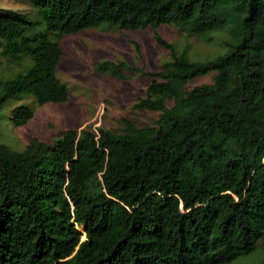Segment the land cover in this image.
<instances>
[{"label": "trees", "instance_id": "1", "mask_svg": "<svg viewBox=\"0 0 264 264\" xmlns=\"http://www.w3.org/2000/svg\"><path fill=\"white\" fill-rule=\"evenodd\" d=\"M30 2L38 19L0 10V60L23 64L0 77V107L66 99L55 75L64 33L173 24L227 38L223 53L194 61L154 34L168 57L159 68L94 65L148 76L132 107L155 111L150 123L122 117L21 149L0 142V264H221L251 252L264 238V0ZM208 72L210 83L187 87ZM11 112L19 124L31 108Z\"/></svg>", "mask_w": 264, "mask_h": 264}, {"label": "rangeland", "instance_id": "2", "mask_svg": "<svg viewBox=\"0 0 264 264\" xmlns=\"http://www.w3.org/2000/svg\"><path fill=\"white\" fill-rule=\"evenodd\" d=\"M0 10L24 12L29 18L38 19V9L30 0H0ZM159 34L171 42L176 50H183L190 60H205L223 53L225 46L219 44L227 38L225 29L206 32L203 35L179 31L173 24L156 27L120 29L114 25L100 24L85 27L75 32L64 33L58 38L61 57L55 68L56 77L68 89L65 100L35 103L30 95L7 98L0 107V142L21 149L31 139L45 143L68 128L96 127L114 129L122 117L137 125L150 123L156 112L132 107L137 96L143 95L149 81L146 74L138 70L122 69V76L97 71L94 65L101 60L124 61L130 66L154 70L168 59L165 50L152 38ZM22 70L23 64L0 60V77H11L14 71ZM212 72L193 78L187 87L210 83ZM24 104L31 108L30 115L21 123L14 124L10 116L12 107ZM89 183V182H88ZM92 184H94L92 182ZM94 187V185H93ZM81 233V237H82ZM264 251V238L255 248L221 264H247L260 260Z\"/></svg>", "mask_w": 264, "mask_h": 264}]
</instances>
